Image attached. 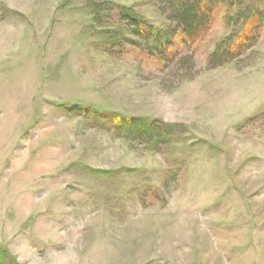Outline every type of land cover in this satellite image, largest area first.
I'll return each instance as SVG.
<instances>
[{"label": "rangeland", "instance_id": "rangeland-1", "mask_svg": "<svg viewBox=\"0 0 264 264\" xmlns=\"http://www.w3.org/2000/svg\"><path fill=\"white\" fill-rule=\"evenodd\" d=\"M158 1L0 0V264H264V0L165 59Z\"/></svg>", "mask_w": 264, "mask_h": 264}, {"label": "trees", "instance_id": "trees-1", "mask_svg": "<svg viewBox=\"0 0 264 264\" xmlns=\"http://www.w3.org/2000/svg\"><path fill=\"white\" fill-rule=\"evenodd\" d=\"M235 0H159L161 10L167 15L172 26L165 30H157L146 24L142 18L127 8H119L117 11L119 20L132 28V34L142 40L148 41V48L152 52L159 51L162 58H167V50L174 45L175 38L179 37L184 45L191 46L194 42L208 32L216 16V8L220 3L234 4ZM240 6L242 1L238 0ZM237 17H243L241 11L236 12ZM236 17V16H235ZM231 21V18H230ZM247 30V29H246ZM234 37V36H232ZM231 37V38H232ZM231 40V39H229ZM227 40V41H229ZM252 42L248 32L244 31L238 35L237 41L232 44L227 42L220 45L210 55V63L221 64L242 53ZM130 44L141 45L138 41L129 40ZM170 50V49H169ZM121 125L127 127V133L137 139L153 140L159 135V128L156 125H143L137 120H121ZM137 122V123H136ZM120 124H118L119 126Z\"/></svg>", "mask_w": 264, "mask_h": 264}]
</instances>
